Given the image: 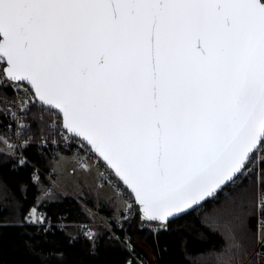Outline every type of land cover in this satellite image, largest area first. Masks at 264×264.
I'll list each match as a JSON object with an SVG mask.
<instances>
[{
	"label": "snow or ice",
	"instance_id": "obj_1",
	"mask_svg": "<svg viewBox=\"0 0 264 264\" xmlns=\"http://www.w3.org/2000/svg\"><path fill=\"white\" fill-rule=\"evenodd\" d=\"M0 37L8 76L62 110L149 219L223 194L228 239L254 236L248 264H264V225L246 226L264 195L244 206L248 164L264 165V0H0Z\"/></svg>",
	"mask_w": 264,
	"mask_h": 264
},
{
	"label": "trees",
	"instance_id": "obj_2",
	"mask_svg": "<svg viewBox=\"0 0 264 264\" xmlns=\"http://www.w3.org/2000/svg\"><path fill=\"white\" fill-rule=\"evenodd\" d=\"M11 96L10 89L0 87V101L6 102ZM5 102L0 103V135L8 138L7 118L3 111ZM43 111L44 107L34 106L28 113L30 126L26 135L33 140L49 134L46 122L50 114L44 111L43 118H40ZM26 153L41 166L51 168L45 156L52 152L38 153L31 145L26 147ZM244 183L248 188L244 206L250 209L256 203L257 177L246 178ZM48 184L50 181L45 178L32 179L28 165L18 166L13 150L0 149V264H61V261L62 264H128L126 251L110 236L105 226L96 227V236L90 240L75 227L61 230L23 224L25 215L34 207L42 210L48 218L55 219L58 214L66 213L70 220H80L83 206L76 197L57 194L52 200L40 198V187ZM229 191L224 189V193ZM85 202L99 213L107 211L92 198ZM228 205L229 200L223 194L211 197L178 219L168 221V229L157 234L140 228L135 213L122 225L115 217L107 221L116 231L129 234L151 264H217L218 260L225 258L222 254L232 244L245 251L234 252L227 258L231 264H242L250 257L256 241L254 236L251 239L237 237L235 241L228 239L225 227ZM246 226L254 232L256 213L246 221Z\"/></svg>",
	"mask_w": 264,
	"mask_h": 264
},
{
	"label": "built area",
	"instance_id": "obj_3",
	"mask_svg": "<svg viewBox=\"0 0 264 264\" xmlns=\"http://www.w3.org/2000/svg\"><path fill=\"white\" fill-rule=\"evenodd\" d=\"M4 67V59L0 56V87L10 89L12 94V96L7 100L11 102H5L3 111L7 118L5 127L8 132V141L13 152L15 153L17 165H28L31 168V177H35L34 180L45 178L50 181V187L52 185H59L53 169L45 168L31 159L26 153V147L34 145L38 153H45L47 151L55 153L60 150H67L74 156V160L79 168H85L89 165L92 166L96 178V184L109 185L113 189L114 194L120 199L122 206L118 214L115 215L117 222L122 225L125 220L132 218L134 214V198L129 189L119 180L118 177L113 174L111 168L91 149L88 144L84 142L82 138L75 136L64 128L60 114L43 106L34 94L31 86H29L26 82L10 79L6 75ZM34 106H42L44 107V111L50 114L46 122L49 128V134L41 137L39 140H33L29 135H26V132L30 126V123L27 119L28 113ZM44 111L40 113V118H43ZM258 155L264 156V152H260ZM21 156L26 159V164H19V159ZM262 168L263 165H261L259 161L256 160L253 163L248 164V169L245 173L247 178H250L251 176L257 177L256 203H258V198L261 195H264L260 181V172ZM87 207L91 209L96 215L97 219L95 221L70 220L66 213H60L55 219H52L48 218L42 210H39V212L43 213L48 218V220L47 222H44L42 225L38 226H42L45 229L57 227L61 230H67L69 227H77L85 236H87L86 234L91 235L92 233H94L96 236V225L105 226L109 230L110 236H112L126 251L127 263L131 261V264H151L147 257L139 250L129 234H122L116 231L109 223L104 220L105 218L99 213L97 209L91 208L89 206ZM32 212V219H37L35 210H32ZM28 214L29 212L25 215V217ZM137 222L140 228L147 229L153 234H157L161 230L168 229V223L165 221H157L138 216ZM22 223L29 224L25 222V220H23ZM163 223H166V229L160 227V225ZM258 223L264 225V221L260 220V213L256 212V227ZM262 235H264V233H262ZM258 248L259 245L256 243L253 252H255ZM251 255L242 264H247L248 260L251 258Z\"/></svg>",
	"mask_w": 264,
	"mask_h": 264
},
{
	"label": "crops",
	"instance_id": "obj_4",
	"mask_svg": "<svg viewBox=\"0 0 264 264\" xmlns=\"http://www.w3.org/2000/svg\"><path fill=\"white\" fill-rule=\"evenodd\" d=\"M0 140L4 141L0 142V149L7 152L12 151L11 148H4L9 144L8 138L5 135L1 134ZM46 154L47 155L45 156V159L49 164V167L53 169L58 182L62 184L68 183L67 186H70V188L73 187L72 190H76V192H78L79 194L70 195L76 197L83 206L87 205V203L85 202L86 199L92 198V200L97 203L98 206H102L107 209L105 213H100L105 219L110 220L111 217H115V215L118 214V212L120 211H117L119 199L117 200V198L114 196V191L109 185L96 184V178L92 166L89 165L85 168H79L75 163L73 155L67 150H60L55 153ZM86 179L87 181H89V183H91L90 188H92V192H90L84 185V181L86 182ZM40 188V198L52 200L57 194L63 195L62 193L57 192L55 195L51 196L50 192L52 186L50 187V184H48L47 186H41ZM43 194L44 196H42ZM47 194L49 195L47 196ZM35 209L36 208L34 207L31 210Z\"/></svg>",
	"mask_w": 264,
	"mask_h": 264
},
{
	"label": "water",
	"instance_id": "obj_5",
	"mask_svg": "<svg viewBox=\"0 0 264 264\" xmlns=\"http://www.w3.org/2000/svg\"><path fill=\"white\" fill-rule=\"evenodd\" d=\"M0 40H2V37H0ZM0 56L4 59V62H5V67H4V69H5V73H6V75L8 76V69H9V67H10V65L7 63V58L6 57H4L2 54H0ZM9 77V76H8ZM10 79H12V80H15V79H13V78H11V77H9ZM15 81H18V80H15ZM23 82H26L29 86H31V88L33 89V91H34V94L36 95V97H37V99L39 100V102L43 105V106H45V107H47V108H49V109H51V110H54V111H56L58 114H60L61 115V117H62V121H63V126H64V128L68 131V132H70V133H72V134H74L75 136H78V134H75V133H73L72 132V130L71 129H68L67 128V123H66V120L63 118V112H62V110H60V109H56L55 108V106L54 105H49V104H47V102L46 101H41L40 100V97H39V94L38 93H36V90H35V86L34 85H32L31 84V82L30 81H27V80H25V81H23ZM78 137H80V138H82L83 140H84V142L86 143V144H88L90 147H91V149L111 168V170H112V172H113V174L116 176V177H118L119 178V180L129 189V191L131 192V194H132V196H133V198H134V213L137 215V216H141V217H146V218H148V216H147V213H145V211H144V206L142 205V204H140V202H139V199L136 197V193H135V191L133 190V188L130 186V185H128L127 184V182L126 181H124L123 180V178L122 177H120L119 176V173H117L116 172V170L112 167V165L111 164H109L108 163V161L107 160H105L104 159V157L96 150V148L89 142V141H87L84 137H82V136H78ZM209 199V197H206L205 198V200H202V201H200L199 202V206H201L206 200H208ZM199 206H197V205H193L192 206V209L191 210H193V209H195V208H197V207H199ZM191 210H188L187 211V213L188 212H190ZM180 216H182V215H180ZM179 216V217H180ZM170 220H173L172 218H169L167 221H165V222H168V221H170ZM157 221H159V220H157Z\"/></svg>",
	"mask_w": 264,
	"mask_h": 264
},
{
	"label": "rangeland",
	"instance_id": "obj_6",
	"mask_svg": "<svg viewBox=\"0 0 264 264\" xmlns=\"http://www.w3.org/2000/svg\"><path fill=\"white\" fill-rule=\"evenodd\" d=\"M4 148H11L10 143L8 145H6ZM58 183H59V185H54V186L52 185L51 192H50L51 194L49 193L51 196L55 195L57 192L58 193H62L63 195H70V194L76 195V194H79L78 192H76V190H74V189L72 190L73 187L70 188V186H67L68 183L67 184H65V183L62 184L60 182H58ZM84 185L90 192H92V190H91L92 188H90L91 183H89V181H87V179H86V182L84 181ZM49 194H47V196ZM42 196H44V194ZM114 196L117 198V200L119 199L115 194H114ZM121 206H122V203H121V201L119 199L118 200V206H117L118 210L117 211L120 210ZM79 219L95 221L97 218H96V215L94 214V212L91 209L87 208V206H83V208L81 209V212H80ZM104 220L108 223L107 219H104ZM98 226L99 225H96V227H98ZM96 227H95V229H96Z\"/></svg>",
	"mask_w": 264,
	"mask_h": 264
}]
</instances>
